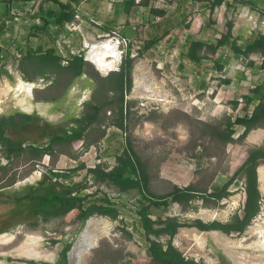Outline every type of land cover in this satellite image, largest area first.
Returning a JSON list of instances; mask_svg holds the SVG:
<instances>
[{
  "label": "rangeland",
  "instance_id": "obj_1",
  "mask_svg": "<svg viewBox=\"0 0 264 264\" xmlns=\"http://www.w3.org/2000/svg\"><path fill=\"white\" fill-rule=\"evenodd\" d=\"M221 13L217 12L216 18L227 31L226 23L229 20ZM236 14L238 12L232 13V22H234ZM28 20L31 21V17ZM257 24L259 23L257 22ZM258 27L257 25V30L253 31L255 34L264 30L263 28L258 30ZM14 30L16 35L13 37L17 41L23 42L30 38L33 47L43 46L44 48L52 47L54 44L58 54L67 60L72 54L78 53H82L87 58L88 41L111 39L113 42H118L117 49L121 58L115 69L104 74L93 63L85 59L88 65L85 75L78 79V85L92 84V88H88L80 95L78 93L77 100L81 98L80 104L73 108L72 112L68 109L73 98L71 96H74L69 92L71 89L69 88L70 74L62 77L59 82V70L42 67L37 59L34 61L35 74L42 75L41 78H44L43 83L40 79L36 81L38 83L41 81L40 83L44 86L33 91L31 100L35 102L39 98H55V101H58L53 113L48 112L49 108L46 105L41 104L39 108L40 112H44L54 121V128L57 133L61 134H64V128L68 127L66 119L69 112L80 118L83 117L88 111V106L94 100V88L99 77L111 76L114 72L120 71L127 54V46L120 38L108 35L105 30L90 21L82 25L80 22H76L65 29L50 27L46 34L40 32L35 34V32L31 35V23L24 25V28L18 25ZM132 47V57L135 59L133 65L134 85L131 93L126 96V99L132 102L127 130L115 131L119 135L113 143L102 140L100 136L96 140L88 139L86 142L84 140L75 141L71 145H56L53 153L43 158H41L43 154H40L37 158L38 162L36 159V162L29 166H24L26 159L22 154L14 156L11 160L0 154L2 158L0 166L3 168L0 169V188L5 187L4 190H7V194L15 197L21 195L25 188L51 178L65 184L82 181L89 168L102 166L110 169L116 163L117 148L125 146L126 140L129 138L135 152L145 164L149 176L148 187L152 194L166 195L171 193L175 187L185 188L190 185H194L198 189H208L209 193L227 186L231 192V196L224 199L218 207L212 202L203 205L202 202L197 201L193 205L197 210L183 209L182 205L176 202L168 210L153 209L155 217L177 216L182 221L196 219L205 222L230 221L235 213H242L245 194L244 181L241 177H238L234 183H230L232 185L229 184V181L244 165L253 148L264 147V127L252 130L243 142L239 141L242 128L238 127L237 132L233 135L235 141L223 146L220 142L211 139L209 135H201L198 121L219 125L225 118L243 116L246 110L242 96L248 94L257 84L264 82V70L260 71L258 67L255 69L249 67L246 60L228 59L227 62L223 60L221 63L224 64L223 71L216 72L211 76L206 85L209 90L205 93H194L190 88L194 84L193 78L191 80L190 78H181L179 74H175L170 69L167 71V68L163 67L164 63L161 59L163 55L159 52V48L154 54L144 52L143 56H139V52H143L144 45L133 44ZM229 54L230 58H233L232 54ZM251 60L258 66L263 57L260 54H254L251 55ZM171 63L167 64L170 66ZM140 64L146 68L142 85L148 84L150 88L144 87L143 90L140 88V90L134 91L135 77L139 73L137 68ZM228 79L232 83L224 84L223 81ZM116 80V77L112 78V81ZM11 83L14 85L13 88L17 87L14 77L11 79ZM65 92L70 99L69 103H66L67 100L61 101ZM7 94L8 99L16 103L19 98H25L27 92H23L20 97L16 95L17 99H15L14 91L8 90ZM99 96L102 98V93ZM240 99L243 100L242 107H239ZM234 101H238L236 109L232 106ZM115 117L116 105L106 108L102 116L103 125L106 128L112 126L111 122ZM97 126L102 128V124ZM58 127L64 128L57 129ZM255 134L259 139L253 140ZM103 141L106 149L108 148V153L105 156L99 150V144ZM39 142L47 143L46 140ZM81 164L86 167L80 171L79 176L70 172L71 169L79 167ZM261 166H264V163ZM31 178L33 179L28 181ZM88 180L89 186L84 189L86 194H93L99 190L107 193L113 200L129 205L128 208L137 197L135 192L121 194L104 184H94L91 176L88 177ZM262 195L260 214L244 234L233 233L227 236L220 232L232 243L230 249H226L220 244L214 234L218 231L201 232L196 228H181L173 244L188 260H193L197 264H219L217 251L225 255L232 264L235 263L230 255H246L252 259L249 264H264V250L256 251L247 248L252 242L257 241L256 236L252 237L250 229L264 221V194L262 193ZM8 208H10L9 205L7 209L4 207L5 212L8 211ZM126 210L129 212V209ZM203 211H207L213 216L205 220L200 216ZM76 214L77 211H72L65 218L41 221L37 226H31L28 223L18 224L12 227L11 231L0 234V264H64V261L61 260L62 252L67 244L77 242L90 220L94 222V227L103 231L104 234L95 247L81 256L80 264H148L151 262L150 253L141 237L135 234L132 240H128L118 221L95 215L85 223H80L75 221ZM23 218L31 219L30 214H25ZM10 235L13 240L8 241ZM166 239V236L162 237V241H166ZM201 241L204 242L201 244ZM108 249L120 250L123 259L116 263L113 262V258L109 257ZM99 251L100 253L97 254ZM103 253L107 255L102 256ZM68 259L67 257V264H69Z\"/></svg>",
  "mask_w": 264,
  "mask_h": 264
},
{
  "label": "trees",
  "instance_id": "obj_2",
  "mask_svg": "<svg viewBox=\"0 0 264 264\" xmlns=\"http://www.w3.org/2000/svg\"><path fill=\"white\" fill-rule=\"evenodd\" d=\"M135 0H127L129 8ZM1 2V0H0ZM224 0H215L212 7L220 6ZM254 6L251 2H247ZM7 13V12H6ZM37 17L41 19V24L31 26V35L33 33L48 32V26L54 21L59 22L65 29L67 22L75 19V13L66 8L61 13H55L51 10H43ZM233 23H227V32L223 34L214 43H205L203 41H192L185 53V58L193 63H201L205 57L201 51L215 55L224 47H228L235 59L247 61V65L264 70V33L258 32L256 36L247 44L239 45L232 40ZM10 33V30L0 27V40ZM156 42L149 41L143 47L144 52L152 49ZM133 45L128 43L127 54L121 65L120 71L114 72L111 76L99 77L94 92L93 102L88 106L86 114L75 119L71 127L64 128L65 132L56 133L50 137L48 145L45 147H35L29 145L35 151L42 154H51L56 145H71L74 141L87 139V131L95 125L104 124L102 113L106 108L116 105V117L112 120L111 125L126 131L127 122L130 117L132 102L126 99V96L133 89V65L135 59L132 57ZM25 48V51H24ZM19 53H24L20 62L23 65L37 58L39 65L59 70V82L62 77L69 75V81L72 82L77 77L85 73L88 62L82 53L72 54L68 57V64L63 65L64 58L58 54L55 46L44 48L43 46L33 47L30 44V38L25 40L23 48H17ZM260 54L263 57L262 62L257 66L256 62L251 60V55ZM0 49V75L6 73L5 67L7 62ZM216 72H222L224 64H216ZM116 77V81L112 78ZM244 77V76H243ZM224 84H231L230 79L224 80ZM102 93L103 97L99 95ZM245 104L246 113L243 116L235 118H225L219 125L208 122L198 121L201 135H209L211 139L220 142L223 146L233 143V135L237 128H242L239 135V141L243 142L252 130L264 127V82L257 84L250 92L242 96ZM46 101H55V98L45 99ZM234 109L238 106V101L232 103ZM103 136V135H102ZM0 141L3 144L2 151L7 159L11 160L14 155L21 153L25 147L22 143H11L0 135ZM92 143V142H91ZM117 164L106 169L102 166L87 169L85 178L82 181L65 184L52 178L39 184L38 187L30 188L28 193L20 197H11L4 192L5 187L0 188V234L11 231L18 224L28 223L31 226H37L41 221L47 222L53 218H65L72 211H77L75 221L85 223L92 216L109 217L118 221L122 225V232L125 233L128 240H132L135 234H138L144 241L146 249L150 253L151 262L148 264H197L193 260L185 258L183 253L173 244V241L181 228H196L201 232L218 231L227 236L233 233L244 234L252 222L258 217L261 211L263 195L260 190L258 180V167L264 163V147L253 148L249 156L236 174L230 179L229 184L235 179L241 177L244 181L245 201L242 213H235L230 221H211L203 222L201 219L193 221H182L177 216H154L153 209L168 210L176 202L180 203L183 209L197 208L193 207L194 203L200 201L203 205L212 202L215 206H220L224 199L231 196L227 186L214 190L209 193L208 189H198L194 185L185 188L175 187V189L166 195H154L150 192L149 176L146 171L142 158L135 152L132 142L128 138L126 145L120 149ZM85 165L73 168L70 172L74 175H80V171L85 169ZM0 169H3L0 166ZM94 184H104L113 188L121 194L137 193L134 203L124 205L123 202L113 200L107 193L97 190L93 194H86L84 189L88 187V177ZM10 206L8 211L4 207ZM129 209V212L126 210ZM25 214H30L31 219H24ZM7 217V218H5ZM129 217V218H128ZM6 220H5V219ZM166 236V241L162 237ZM73 243L67 244L62 252L61 260L67 264V253L70 251ZM109 257L113 262L123 259L120 250H110ZM97 252V254H99ZM107 255V254H106ZM105 253L102 256H106ZM219 264H232L225 255L217 251Z\"/></svg>",
  "mask_w": 264,
  "mask_h": 264
},
{
  "label": "crops",
  "instance_id": "obj_3",
  "mask_svg": "<svg viewBox=\"0 0 264 264\" xmlns=\"http://www.w3.org/2000/svg\"><path fill=\"white\" fill-rule=\"evenodd\" d=\"M214 1L167 0L161 7H157V0H135L127 8L129 3L127 0H1L0 27L4 26L5 29L10 30V33H7L0 40V49L5 56L4 61L7 62L6 73L0 75V135L11 143H22L25 147L21 153L14 156L22 154L26 159L24 166H29L31 163L36 162V159L42 153L33 150L29 145L45 147L48 145L50 137L57 133L53 125L54 121L44 112H40L39 105L48 106V112L53 113L55 112V105L58 103V101H46L43 98L36 99L35 102L31 100L33 91L44 86L42 85L44 78H41L42 75H36L33 70L34 61L37 58L26 63V65L20 62V58L24 53H19L17 48H23L25 41L19 42L13 37L16 35L14 29L18 25L24 28V25L30 23L31 26L41 24V19L37 17V14H40L43 10H51L59 14L65 11L66 8L71 9L75 14L77 13L83 17L79 21L81 25L90 21L106 32L116 33L119 38L126 39L132 45H145L149 41L156 42L154 47L146 52L154 54L157 51L156 49L159 48V52L163 55L161 56L164 63L163 67H166L167 71L170 69L175 74H179L181 78H190V80L193 78L194 84L190 87L192 91L194 93H205L209 90L208 86L206 87L208 81L216 73V64L223 63V60L227 62L228 59L235 58H230V49L224 47L215 55L207 53L205 50L201 51V54H204L205 57L202 58L201 63H193L184 56L189 44L194 40L209 44L214 43L227 32L217 20V12H222L221 14L229 20L227 23L233 21L231 18L232 13L238 12L234 22H232V40H235L239 45L249 43L256 36L252 30L253 24L249 21L248 16L254 18L259 23V26L264 21V0H224L220 6H216L213 10ZM247 2H251L254 6ZM30 17L32 22L28 20ZM76 22V19L71 23L67 22L64 28ZM50 27L55 29L62 28L59 22L54 21L48 26V28ZM32 43L31 40L30 44L32 45ZM64 61L68 62L65 57ZM169 62H172L170 66L167 64ZM63 65L65 64L63 63ZM84 75L85 73L72 82L69 81V84L71 83L69 92L74 95L71 96V98L73 97L72 100L70 101L68 96H66L67 92L62 97L61 101L67 100L66 103L70 101L68 109L71 112L73 108L80 104L79 100L81 98L77 100L78 93L80 95L88 88H92V84L78 85V79ZM13 77L15 82H17L16 88H13L14 85L11 83ZM37 79H40L42 83H40L41 81L38 83ZM21 82L28 85L31 84L33 87L32 89L28 88L26 91H20L18 93L19 97L23 92H27V94L25 98H19L15 103L8 99L7 91H14L15 99H17L16 89H18ZM71 112H69L66 119L68 127L73 126L72 122L78 117ZM101 127L99 128V126L95 125L89 129L87 131V139L96 140L101 136L102 140H108L109 143H113L116 138L118 139L119 135L115 131H122L113 125L108 128L104 125ZM106 129L107 131H105ZM257 138L255 134L253 140ZM40 140H46L47 143H40ZM2 147L3 144L0 141V154L6 157ZM121 148H117L116 163L110 169L117 164ZM107 149L103 151L104 156L108 153ZM47 155L43 153L41 158ZM258 180L261 189L259 172ZM42 182L25 188L21 195L15 197L26 195L30 188L38 187ZM4 192L8 193L7 190Z\"/></svg>",
  "mask_w": 264,
  "mask_h": 264
},
{
  "label": "bare ground",
  "instance_id": "obj_4",
  "mask_svg": "<svg viewBox=\"0 0 264 264\" xmlns=\"http://www.w3.org/2000/svg\"><path fill=\"white\" fill-rule=\"evenodd\" d=\"M118 42H113L111 39H106L104 41H88L87 42V59L92 62L102 73H107L108 71H111L116 68V65L120 61V53L117 49ZM138 69V74L135 77V90H140V88L143 90L144 87L150 88V85H142V81L144 79V74H146V68L143 66V64H140ZM137 71V70H136ZM143 86V87H141ZM31 84H24L20 83L18 89H16V95L20 91H26L28 88L32 89ZM19 97V96H18ZM259 179L261 182V191L264 194V166H261L259 168ZM264 210V206H263ZM200 216L204 218L205 220L213 216L212 214L208 212H201ZM216 216V215H215ZM214 216V217H215ZM94 222L90 220L88 222V225L86 226V229L84 232L79 236L76 245L75 250L76 252L71 253L69 258V264H80V261L78 262V256H83L84 253L89 252L90 249L95 247L97 243L99 242L100 238L103 236L104 232L101 230H98L96 227H94ZM250 233L252 234V237L256 236L257 241L252 242L250 245L247 246L249 249H253L256 251H263L264 250V221L255 227H252L250 229ZM223 247L226 249H230L231 242L228 241L221 233L215 232L214 233ZM198 235V234H197ZM11 236V235H10ZM3 237V236H2ZM1 238V237H0ZM8 238V237H7ZM200 239L199 237H197ZM9 240H13V237H9ZM204 241H201L202 244ZM232 260L235 264H249L252 259L250 257H247L246 255L242 256H234L230 255ZM260 257V256H259Z\"/></svg>",
  "mask_w": 264,
  "mask_h": 264
},
{
  "label": "built area",
  "instance_id": "obj_5",
  "mask_svg": "<svg viewBox=\"0 0 264 264\" xmlns=\"http://www.w3.org/2000/svg\"><path fill=\"white\" fill-rule=\"evenodd\" d=\"M167 0H157V3H156V5H157V7H161L165 2H166ZM263 16H264V13H263ZM75 19H76V21L77 22H79L81 19H83V17L81 16V15H79V14H75ZM248 19H249V21H251V23L253 24L252 25V30L255 32V29L257 30V28H256V26L258 25L259 26V24H257V21L254 19V18H252L251 16H248ZM74 24V23H73ZM264 29V21L261 23V25L258 27V30H261V29ZM256 33H258V32H256ZM262 33H264V30H263V32ZM107 34L108 35H114V36H116V37H118L117 36V34L116 33H113V32H107ZM119 38V37H118ZM121 39V41L125 44V46H127L128 45V42L126 41V39H123V38H120ZM65 65L66 64H68V62L67 61H64L63 62ZM240 101V104H239V107H242V103H243V100L242 99H240L239 100ZM106 149V146H105V143H104V141L102 142V143H100L99 144V150L100 151H104ZM2 158H1V155H0V160H1ZM94 168V167H93ZM110 197V196H109ZM186 258V257H185ZM187 259V258H186Z\"/></svg>",
  "mask_w": 264,
  "mask_h": 264
},
{
  "label": "water",
  "instance_id": "obj_6",
  "mask_svg": "<svg viewBox=\"0 0 264 264\" xmlns=\"http://www.w3.org/2000/svg\"><path fill=\"white\" fill-rule=\"evenodd\" d=\"M86 60H88L87 58H85ZM259 168H260V166L258 167V170L257 171H259ZM25 181H27V180H25ZM25 181H23V182H25ZM261 190V189H260ZM203 222H205L204 220H202ZM198 230V229H197ZM75 245H76V242L72 245V247H71V249H70V251L67 253V257L71 254V253H74V252H76V250H75ZM68 261H69V259H68ZM79 261H81V257L80 256H78V262Z\"/></svg>",
  "mask_w": 264,
  "mask_h": 264
}]
</instances>
